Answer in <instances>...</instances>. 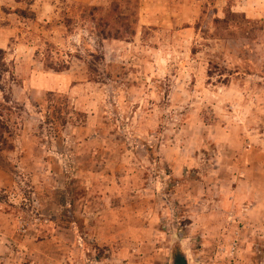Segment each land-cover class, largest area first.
I'll return each instance as SVG.
<instances>
[{
	"label": "rangeland",
	"instance_id": "obj_1",
	"mask_svg": "<svg viewBox=\"0 0 264 264\" xmlns=\"http://www.w3.org/2000/svg\"><path fill=\"white\" fill-rule=\"evenodd\" d=\"M0 114V264H264V0H4Z\"/></svg>",
	"mask_w": 264,
	"mask_h": 264
},
{
	"label": "trees",
	"instance_id": "obj_2",
	"mask_svg": "<svg viewBox=\"0 0 264 264\" xmlns=\"http://www.w3.org/2000/svg\"><path fill=\"white\" fill-rule=\"evenodd\" d=\"M10 133L9 125L4 120L3 115L0 114V168L10 169V162L7 153L14 149L10 143L8 134Z\"/></svg>",
	"mask_w": 264,
	"mask_h": 264
},
{
	"label": "crops",
	"instance_id": "obj_3",
	"mask_svg": "<svg viewBox=\"0 0 264 264\" xmlns=\"http://www.w3.org/2000/svg\"><path fill=\"white\" fill-rule=\"evenodd\" d=\"M79 2H81V3H86V2H91L92 0H78ZM3 4H4V0H0V7L1 6H3ZM251 180H252V182H253V178H250ZM250 180V181H251ZM240 181H242V179H239V182ZM186 261H187V259H186ZM5 263H7V261H5ZM15 264H21V261H20V258H17V260L15 261ZM187 264H188V261H187Z\"/></svg>",
	"mask_w": 264,
	"mask_h": 264
},
{
	"label": "flooded vegetation",
	"instance_id": "obj_4",
	"mask_svg": "<svg viewBox=\"0 0 264 264\" xmlns=\"http://www.w3.org/2000/svg\"><path fill=\"white\" fill-rule=\"evenodd\" d=\"M176 261H182L183 263H184V262H187V261H186V258H185L184 256H183V257H178V258H176V259H175V262H176Z\"/></svg>",
	"mask_w": 264,
	"mask_h": 264
},
{
	"label": "water",
	"instance_id": "obj_5",
	"mask_svg": "<svg viewBox=\"0 0 264 264\" xmlns=\"http://www.w3.org/2000/svg\"><path fill=\"white\" fill-rule=\"evenodd\" d=\"M174 264H187V262H182V261H176V262H174Z\"/></svg>",
	"mask_w": 264,
	"mask_h": 264
}]
</instances>
